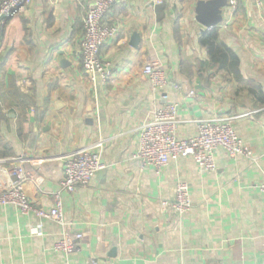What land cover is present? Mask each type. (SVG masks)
<instances>
[{
    "label": "crops",
    "instance_id": "crops-1",
    "mask_svg": "<svg viewBox=\"0 0 264 264\" xmlns=\"http://www.w3.org/2000/svg\"><path fill=\"white\" fill-rule=\"evenodd\" d=\"M94 1L31 0L4 29L0 158L56 157L26 165L36 176L24 188L47 210L60 193L66 225L0 205V264H264L263 10L241 2L233 15L227 5L223 21L207 28L196 19L200 0H119L104 19L119 31L101 49L112 68L103 83L80 58L83 18ZM212 29L231 69L202 40ZM151 58L166 71L167 100L143 73ZM167 101L178 103V139L195 136L200 119L231 117L251 155L219 148L214 171L191 156L160 172L143 168L133 157L140 127ZM98 139L106 140V168L89 186L63 190L65 156ZM180 181L193 203L184 214L172 205ZM65 231L85 235L71 255L54 249Z\"/></svg>",
    "mask_w": 264,
    "mask_h": 264
},
{
    "label": "built area",
    "instance_id": "built-area-1",
    "mask_svg": "<svg viewBox=\"0 0 264 264\" xmlns=\"http://www.w3.org/2000/svg\"><path fill=\"white\" fill-rule=\"evenodd\" d=\"M119 0H95L86 9L83 18V35L80 44V58L84 71L93 77L99 76L103 83L112 76L109 62L101 56L104 44L117 36L119 27L116 23H106V14ZM155 4L163 0H153ZM31 0H0V47L2 45L4 29L12 14ZM241 2H251L264 12V0H229L228 7L231 14H236ZM143 73L150 81L153 90H161L162 97L168 99L165 88L168 84L166 71L162 63L156 59H148L143 67ZM178 103L167 101L156 109L153 115L140 127L139 147L133 155L139 159L143 168L154 167L162 171L172 159L191 156L206 171L217 168L216 151L225 149L233 157H249L251 148L244 143L234 129L231 117L212 116L197 121L198 133L189 138H177L180 119L177 114ZM105 139H98L87 145L78 147L65 156L64 175L61 181L62 189L74 193L79 187L89 186L91 180L106 164L101 159V151ZM39 155L0 158V178L4 183L0 193V205H16L22 214H35L41 220L54 219L65 226L64 211L60 193L56 194V201L50 210L36 206L28 197L24 184L35 178V172L26 169V165H39L46 159ZM264 196V181L259 185ZM167 204V202H165ZM173 207L180 214L190 211L193 207L190 186L187 182L177 183ZM37 233L41 231L36 229ZM85 239L82 232L65 231L54 244V249L71 255L80 250ZM91 264H95L92 261Z\"/></svg>",
    "mask_w": 264,
    "mask_h": 264
},
{
    "label": "water",
    "instance_id": "water-1",
    "mask_svg": "<svg viewBox=\"0 0 264 264\" xmlns=\"http://www.w3.org/2000/svg\"><path fill=\"white\" fill-rule=\"evenodd\" d=\"M228 0H200L196 7V19L207 28L218 26L224 19Z\"/></svg>",
    "mask_w": 264,
    "mask_h": 264
},
{
    "label": "trees",
    "instance_id": "trees-1",
    "mask_svg": "<svg viewBox=\"0 0 264 264\" xmlns=\"http://www.w3.org/2000/svg\"><path fill=\"white\" fill-rule=\"evenodd\" d=\"M215 29H212V31H209L203 35V42L208 45L209 51L212 53L213 57L217 56L216 61L219 62L221 66L229 67L231 69L232 66H227L226 61V52L228 51L227 47L219 42L216 43V39H214V31Z\"/></svg>",
    "mask_w": 264,
    "mask_h": 264
}]
</instances>
